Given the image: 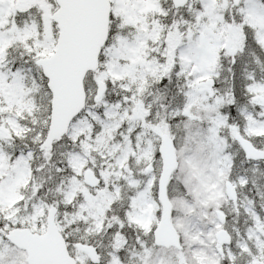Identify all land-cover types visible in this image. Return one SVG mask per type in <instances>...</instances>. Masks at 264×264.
<instances>
[{"label":"snow or ice","instance_id":"6c2138e0","mask_svg":"<svg viewBox=\"0 0 264 264\" xmlns=\"http://www.w3.org/2000/svg\"><path fill=\"white\" fill-rule=\"evenodd\" d=\"M0 264H264V0H0Z\"/></svg>","mask_w":264,"mask_h":264}]
</instances>
